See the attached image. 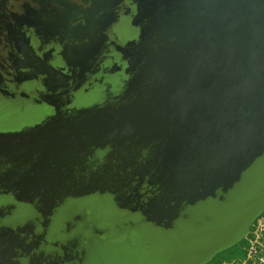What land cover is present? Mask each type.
<instances>
[{"label": "water", "instance_id": "95a60500", "mask_svg": "<svg viewBox=\"0 0 264 264\" xmlns=\"http://www.w3.org/2000/svg\"><path fill=\"white\" fill-rule=\"evenodd\" d=\"M81 1L75 74L0 92V264H209L264 214V0Z\"/></svg>", "mask_w": 264, "mask_h": 264}, {"label": "flooded vegetation", "instance_id": "af4514ba", "mask_svg": "<svg viewBox=\"0 0 264 264\" xmlns=\"http://www.w3.org/2000/svg\"><path fill=\"white\" fill-rule=\"evenodd\" d=\"M82 6L81 0H0V92L23 94L34 81L75 74Z\"/></svg>", "mask_w": 264, "mask_h": 264}, {"label": "built area", "instance_id": "2783aa9c", "mask_svg": "<svg viewBox=\"0 0 264 264\" xmlns=\"http://www.w3.org/2000/svg\"><path fill=\"white\" fill-rule=\"evenodd\" d=\"M243 246V264H264V214L254 221Z\"/></svg>", "mask_w": 264, "mask_h": 264}, {"label": "rangeland", "instance_id": "374dc122", "mask_svg": "<svg viewBox=\"0 0 264 264\" xmlns=\"http://www.w3.org/2000/svg\"><path fill=\"white\" fill-rule=\"evenodd\" d=\"M245 243V240L239 242L238 244H236L235 246L229 248L228 250L218 254L216 257H214V259L209 263V264H218L219 261L222 258H227V257H234L237 256L239 254L243 253V243Z\"/></svg>", "mask_w": 264, "mask_h": 264}, {"label": "crops", "instance_id": "0c3cea01", "mask_svg": "<svg viewBox=\"0 0 264 264\" xmlns=\"http://www.w3.org/2000/svg\"><path fill=\"white\" fill-rule=\"evenodd\" d=\"M244 259V251L242 254H239L237 256L222 258L218 264H243Z\"/></svg>", "mask_w": 264, "mask_h": 264}, {"label": "trees", "instance_id": "16d2710c", "mask_svg": "<svg viewBox=\"0 0 264 264\" xmlns=\"http://www.w3.org/2000/svg\"><path fill=\"white\" fill-rule=\"evenodd\" d=\"M243 243V242H242ZM243 246L245 245V243L242 244Z\"/></svg>", "mask_w": 264, "mask_h": 264}]
</instances>
